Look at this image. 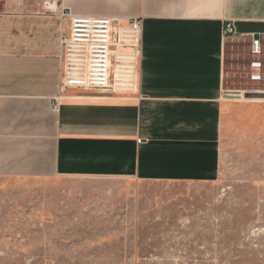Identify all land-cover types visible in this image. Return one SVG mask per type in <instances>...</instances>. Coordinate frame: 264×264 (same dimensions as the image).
Here are the masks:
<instances>
[{"label":"crops","instance_id":"crops-1","mask_svg":"<svg viewBox=\"0 0 264 264\" xmlns=\"http://www.w3.org/2000/svg\"><path fill=\"white\" fill-rule=\"evenodd\" d=\"M0 4V178L211 183L224 160L264 166V0ZM62 13L142 19L137 94L71 89L52 108ZM251 35L259 82L248 79ZM234 67L251 88L227 89Z\"/></svg>","mask_w":264,"mask_h":264},{"label":"rangeland","instance_id":"rangeland-1","mask_svg":"<svg viewBox=\"0 0 264 264\" xmlns=\"http://www.w3.org/2000/svg\"><path fill=\"white\" fill-rule=\"evenodd\" d=\"M241 71L228 90L251 88ZM0 264H264V166L224 160L211 183L0 178Z\"/></svg>","mask_w":264,"mask_h":264},{"label":"built area","instance_id":"built-area-1","mask_svg":"<svg viewBox=\"0 0 264 264\" xmlns=\"http://www.w3.org/2000/svg\"><path fill=\"white\" fill-rule=\"evenodd\" d=\"M68 25L61 31L58 93L52 108L71 90L102 96L125 97L138 93L142 19L121 20L110 17L73 16L62 13ZM235 34L232 22H226L222 39ZM121 49L130 50L122 53ZM262 42L251 35L249 42V81L261 80Z\"/></svg>","mask_w":264,"mask_h":264},{"label":"water","instance_id":"water-1","mask_svg":"<svg viewBox=\"0 0 264 264\" xmlns=\"http://www.w3.org/2000/svg\"><path fill=\"white\" fill-rule=\"evenodd\" d=\"M247 98H254V97H259V96H253V95H247Z\"/></svg>","mask_w":264,"mask_h":264}]
</instances>
